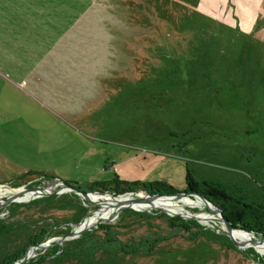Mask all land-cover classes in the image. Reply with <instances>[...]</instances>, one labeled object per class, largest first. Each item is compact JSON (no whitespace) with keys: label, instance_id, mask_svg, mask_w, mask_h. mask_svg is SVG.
Instances as JSON below:
<instances>
[{"label":"rangeland","instance_id":"obj_1","mask_svg":"<svg viewBox=\"0 0 264 264\" xmlns=\"http://www.w3.org/2000/svg\"><path fill=\"white\" fill-rule=\"evenodd\" d=\"M0 21V60L25 90L0 89L20 123L0 135V192L29 191L0 197V264L103 213L63 186L33 194L54 178L183 192L188 172L264 212V0H0ZM194 205L123 207L28 244L25 263L264 264L217 216L172 214L210 213Z\"/></svg>","mask_w":264,"mask_h":264},{"label":"trees","instance_id":"obj_2","mask_svg":"<svg viewBox=\"0 0 264 264\" xmlns=\"http://www.w3.org/2000/svg\"><path fill=\"white\" fill-rule=\"evenodd\" d=\"M73 188L78 189L79 191H85L77 184H69ZM87 188L86 192H108L112 194H121L128 191H134L135 189L144 190L149 192L150 194H170L176 193L179 191H175L172 187L167 186L163 183H149V184H127L115 181L113 184L108 183H95L93 185L83 186ZM218 186H214L213 184H209L206 182L197 183L189 177L188 172H186L185 176V188L183 192H193L202 196L203 198L210 201L212 204L216 205L223 211V215L226 219H228L235 227L239 225V227H243L246 231H253L262 234L264 238V212L260 208L256 209L252 205L243 203L241 200L231 197L226 193L219 191ZM179 220V219H178ZM173 228L178 227V225H172ZM184 230H188V224L180 223L179 225ZM105 228L104 226H100V229ZM107 228V227H106ZM3 228L0 227V233ZM40 236H42L40 234ZM29 243L23 245L19 250L15 251L10 257L2 260V264H14L18 263L23 257L25 252L31 246H37L40 244L39 238L34 237L28 240ZM28 244H32L31 246ZM55 247V246H54ZM36 264H41L35 262ZM32 263V264H35ZM24 264V263H23ZM26 264V263H25ZM28 264V263H27Z\"/></svg>","mask_w":264,"mask_h":264},{"label":"water","instance_id":"obj_3","mask_svg":"<svg viewBox=\"0 0 264 264\" xmlns=\"http://www.w3.org/2000/svg\"><path fill=\"white\" fill-rule=\"evenodd\" d=\"M43 186L40 188V189H37V192L36 193H33V194H36V195H46L49 193V191L53 188H55L56 186H63L67 191L71 192V193H75L81 197H85V198H93L91 197L92 195H95V196H105V195H108L109 198H110V201H108L107 203H105L103 205V212L106 213L108 211H110L111 213L108 214V216H102L100 215L94 222H93V225H98L104 221H106L107 219H109L113 213L115 211H119L121 210L123 207H129V208H132L133 210H136V211H146L147 209L145 208H139V209H136L134 208L132 205L133 204H137L139 203L138 201L136 200H132V201H123L122 197H128V196H133V197H137V198H144L147 202V204H151L152 202L156 201V200H159V199H175V200H180V199H183V198H189L191 200H195L197 202H199L202 206L208 208L210 210V213L217 216L218 217V221L220 222V224H222V229L225 231V233L230 236V237H234V234L236 233H240V234H251V235H255L256 237H262L261 240L258 239V238H250L249 241H247V245L249 247H252L253 249L256 250V247L259 246V247H264V238L262 236V234L258 233V232H253V231H246L245 229H242V228H238V227H235L229 220H227L224 215H223V212L220 208H218L217 206L213 205L210 201H208L207 199L203 198L202 196L198 195L197 193H193V192H188V193H185V192H176V193H170V194H150L149 192L147 191H144V190H139L137 192H126L124 194H121V195H118V196H113L111 193H108V192H97V191H94V192H84V191H79L78 189L76 188H73L71 185H69L68 183L66 182H63L59 179H56L54 178L53 180L51 181H43L42 182ZM24 192H29V191H21L19 193H15V194H12V195H9L5 200H4V205L3 206H6L8 205L9 203H11L12 201H16L17 200V197L21 194H24ZM26 194V193H25ZM143 195L144 197H141L140 196ZM112 209V210H110ZM166 213H169L166 211ZM173 215H179L180 217H183L185 219H190V220H196L198 222V220L196 219L197 215L196 214H188L186 213L185 215H182V214H177V213H172ZM85 220L81 221L80 224L78 225V230L76 232L75 235L73 236H66V237H57L55 239H51V240H48L46 241L45 243L43 244H40L39 246L37 247H47L49 246L54 240L57 242V243H61L62 241H67V240H71V239H74L76 237H78V235L83 231V229H85L86 227H83V224H84ZM199 223V222H198ZM213 228V227H212ZM236 243V241H235ZM257 245V246H256ZM37 247H33V248H37ZM32 251L28 250L26 251L24 257L18 262V263H14V264H23L25 262L28 261V259L32 256Z\"/></svg>","mask_w":264,"mask_h":264},{"label":"bare ground","instance_id":"obj_4","mask_svg":"<svg viewBox=\"0 0 264 264\" xmlns=\"http://www.w3.org/2000/svg\"><path fill=\"white\" fill-rule=\"evenodd\" d=\"M18 192H21V188H16L14 190H11L10 188L9 189H6L5 191H3L1 194H0V197L2 196H7V195H10V194H15V193H18ZM141 197H144L143 195L140 194ZM91 197H93V199H102L103 201H110V198L108 195H105V196H95V195H92ZM133 197V196H131ZM130 196L128 197H122L120 199H122L123 201L127 202L129 201V199L131 198ZM193 202H197L195 200H191L189 198H183V199H180V200H175V199H159V200H156L154 202H152L150 205L147 204V202H144V203H137V204H133L132 206L136 209H139V208H145V209H149L151 206H154V205H160L162 208L166 209L167 211L170 210L171 208L174 207L175 210L178 209V207H181L183 205H191ZM198 205H200V203H196ZM194 205V204H193ZM195 206V205H194ZM132 209V208H131ZM112 210V209H110ZM111 212L108 211L106 213H102L101 215L102 216H108V214H110ZM174 213V212H172ZM177 214H182V215H185L186 212L184 211H178ZM197 217L196 219H199L200 221H202L206 226L210 227L211 225H209V220L206 219V218H202L201 216H215L211 213H198L196 214ZM201 217V218H200ZM98 217L95 216L94 218L92 219H89V220H85L84 224H83V227H90V226H93V222L97 219ZM217 225H221L220 222L218 221V217H217V223H216V226ZM215 226V225H214ZM77 228V227H76ZM78 230V228H77ZM234 238H236L237 240H246V241H249V239L251 238V234H240V233H236L234 234ZM257 246V245H256ZM263 249L264 250V247H259L257 246L256 247V250L259 251L260 253H264V251H261L260 249Z\"/></svg>","mask_w":264,"mask_h":264},{"label":"crops","instance_id":"obj_5","mask_svg":"<svg viewBox=\"0 0 264 264\" xmlns=\"http://www.w3.org/2000/svg\"><path fill=\"white\" fill-rule=\"evenodd\" d=\"M7 17L15 19L16 14L15 15L8 14ZM0 24H1V21H0ZM15 67H17V65L8 63L6 61L1 62L0 60V89H2V87H5V89H11V90L18 88L21 91H25L21 87H19L20 86L19 80H15V78L13 77L14 76L13 73L17 69ZM1 110L2 108H0V135H1V132L7 135L13 129H17L18 124L20 123L17 120V118H15L10 112L4 113ZM21 125H25V124L22 123ZM0 184H5V182L3 183V181H0Z\"/></svg>","mask_w":264,"mask_h":264},{"label":"flooded vegetation","instance_id":"obj_6","mask_svg":"<svg viewBox=\"0 0 264 264\" xmlns=\"http://www.w3.org/2000/svg\"><path fill=\"white\" fill-rule=\"evenodd\" d=\"M2 192H3V191H2ZM2 192H0V194H1ZM196 203H198V202H193L192 204H196Z\"/></svg>","mask_w":264,"mask_h":264}]
</instances>
